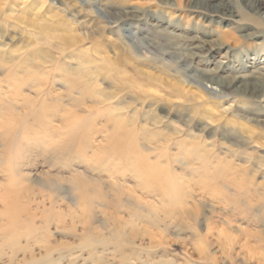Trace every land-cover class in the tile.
<instances>
[{
  "label": "rangeland",
  "instance_id": "obj_1",
  "mask_svg": "<svg viewBox=\"0 0 264 264\" xmlns=\"http://www.w3.org/2000/svg\"><path fill=\"white\" fill-rule=\"evenodd\" d=\"M96 1L0 0V264H264V7ZM124 10L129 19L117 22ZM121 34L149 60L126 51ZM35 49L74 68L90 62L84 80L100 102L82 97L83 84L78 102L59 100L64 74L53 81L28 67ZM43 80L53 88L36 96ZM48 97L64 108L38 123L33 110ZM67 118L84 125L79 136L67 133ZM208 149L207 164L198 162ZM140 158L170 175L172 193L140 183ZM217 158L254 181L251 195L230 185L236 176Z\"/></svg>",
  "mask_w": 264,
  "mask_h": 264
},
{
  "label": "bare ground",
  "instance_id": "obj_2",
  "mask_svg": "<svg viewBox=\"0 0 264 264\" xmlns=\"http://www.w3.org/2000/svg\"><path fill=\"white\" fill-rule=\"evenodd\" d=\"M210 1V0H209ZM82 2L86 5V4H90V6H92L93 7V5H95V4H97V1L96 0H82ZM207 2H208V0H207ZM249 2L251 3V5H252V7L254 8V9H260V8H262V7H264V0H249ZM219 4H220V7L221 8H223V7H227L228 8V4L224 1V0H219ZM109 9H112V6H109ZM104 12H105V10H103ZM107 11H110V10H107ZM118 15H119V18H117V22H119V20L121 21V19H122V21H124V19L127 17V19H129V15H131V13L130 12H128V11H126V10H124V11H122V12H119L118 13ZM124 18V19H123ZM126 19V20H127ZM129 30V29H128ZM53 35L52 36H54V37H56L60 42H62L63 43V45L65 46V47H71L74 43H75V38L73 37V36H71V35H68V34H64V33H62V34H56V35H54L55 34V32L54 33H52ZM51 35V34H50ZM122 35V34H121ZM121 39H122V41H123V43H124V46H125V49H126V51H128V52H133V53H135L133 56H135V58H138L139 60H143V61H145V60H149V58H148V56L147 55H141L139 52V50L137 49H134V47H133V45H132V43H130L128 40H127V38L124 36V35H122L121 37H120ZM79 42V41H78ZM149 46H152L153 47V44H150ZM51 52L50 51H42V50H37V49H35L33 52H31V54H29V56L27 57V62H29V64H27L28 65V67H33V69L36 67L37 68V71H39V69H40V71H42L43 73V75L45 76H48V80H55V78L53 77L54 75H57V73L55 74L54 72H59V73H62V74H64V75H61V76H63V81H64V85H61L62 87H64V89H65V93L63 94L65 97H63V100H62V98L60 97L59 98V100H61L62 102H64V101H66V102H78V100L76 99H74L73 98V96H72V93L77 89V87H78V84H83V85H86L85 87H84V90L81 92V95H82V97L83 98H85V97H91L90 99H91V101H93V102H100L98 99H96V98H94V97H92V96H90L89 95V87H90V84H89V86H88V82H87V80L85 81L84 79H86V78H90L91 77V75H93L92 74V70H93V68H92V65H91V63L90 62H79V64H78V66L76 67V68H74V67H72L71 65H69V64H65V62H62V61H59L58 59H57V57H54L52 54H50ZM190 53V52H189ZM183 54L185 55V56H187L188 54H186V53H184L183 52ZM190 54H192V53H190ZM123 61L124 62H128V59L127 58H124L123 59ZM48 64H51V65H48ZM4 65H6L5 64V62L3 61V60H0V67L2 68ZM47 66H50L49 68H51V69H49V70H45V68L47 67ZM3 69H6V68H3ZM44 69V70H43ZM90 72H91V75H90ZM210 72V71H209ZM209 72H205L204 73V77H203V80H206V81H208V82H212V83H214V84H221V82H223V80H221V79H217V77L215 76V75H213L212 73H209ZM35 75L34 73H30V75ZM53 75V76H52ZM60 76V75H59ZM253 76V75H252ZM41 79H42V77H40ZM61 79H62V77H61ZM91 79H93V81H94V78H91ZM260 79H263V74L260 76ZM202 79L201 80H199V81H197L198 83H199V88H200V91L201 92H205L206 90L205 89H203L202 87H201V82L203 81ZM52 81V82H53ZM52 82L51 81H49V82H46V81H39V83H38V85H39V89H37V91H35V93H36V96H38V95H41V94H45V93H47V92H50L51 91V89L53 88L52 87ZM95 83H97L96 81H95ZM48 84L49 85H51L50 87H49V89H46V88H48ZM252 86H254V84L252 85ZM125 85H123V88H122V90L123 89H125ZM250 87H251V85H250ZM46 90H48L47 92H46ZM121 90V89H120ZM252 90H257V87H253L252 88ZM208 92H213V93H211V94H215L216 93V89H211V90H209ZM114 96H116V95H114ZM48 99L50 100V99H52V100H55L53 103L54 104H52L51 106H49L48 105ZM23 101H25V102H27L28 103V105L30 106V103L28 102L29 100H28V98L27 97H24V100ZM57 101H58V97L56 98V97H48V98H44L41 102L42 103H40V105H39V108H37V110H33V115H34V117H35V119H37L36 121L39 123V122H41L42 123V121H41V119H40V117L41 116H45L46 117V115L47 116H50V118H52V119H55L56 117H57V112H59V110H60V108H64V106L63 105H60V104H57ZM55 102H56V104H55ZM74 104V103H73ZM65 105V104H64ZM36 107V106H35ZM30 115V114H29ZM28 116V115H27ZM71 116H72V114H71ZM68 117H70V116H68ZM74 117V116H73ZM66 120H68L67 122H65V125H67V133L69 134V135H78V134H76V133H78V132H82V130H83V128H84V125H82L81 123L80 124H78L80 121L78 120H76L75 122L76 123H73V121H70L68 118L66 119ZM73 120V119H72ZM120 124H122V123H120ZM11 128H12V126L11 125H9ZM81 126H82V128H81ZM121 129H124V127H123V125L121 126ZM81 130V131H80ZM126 135H128L129 137H130V135H131V131H126V133H125ZM79 136V135H78ZM127 137V136H126ZM128 137V138H129ZM224 137L225 138H227V139H229V140H231V144H232V146H238V142H239V140H238V138H237V136H235V135H224ZM68 138V137H67ZM80 138V137H79ZM127 138V139H128ZM130 138H132V136L130 137ZM195 138V137H194ZM200 138V137H199ZM199 138H198V140H199ZM115 139H117V138H115ZM119 139V138H118ZM117 139V140H118ZM126 139V138H125ZM197 139V138H196ZM196 139H195V141H196ZM120 140H122L121 138H120ZM70 141V140H69ZM111 141V140H110ZM116 141V140H115ZM123 141V140H122ZM117 142V141H116ZM129 142V141H128ZM131 143H133L132 141H130ZM198 142V141H197ZM205 142V141H204ZM124 143V142H123ZM127 143V142H126ZM125 143V144H126ZM131 143H128V145L130 144L131 145ZM118 145L119 144V142H117V143H115L114 145ZM121 145H122V142L120 143ZM188 145H190L191 146V148L192 149H198L199 147L200 148H202V149H204L205 150V148H207V145L206 146H204L205 145V143H204V145L202 144V143H200V142H198V143H195L194 141H192L191 143H189ZM216 145V144H215ZM125 146V145H124ZM132 146H133V144H132ZM132 146H130V148L132 147ZM119 147V146H118ZM122 147V146H121ZM120 147V148H121ZM127 147V146H126ZM211 147V146H210ZM74 148V147H73ZM114 148V147H113ZM125 148V147H124ZM209 148V147H208ZM115 149V148H114ZM213 149V148H212ZM212 149H210V150H212ZM121 150V149H120ZM124 150V149H123ZM131 150V149H130ZM115 152V151H114ZM120 152V151H119ZM130 152V151H129ZM213 152V151H212ZM212 152L211 151H209V149H208V151L207 152H204V154H199L197 157H196V160L198 161V162H200V163H203V161L205 160V158H206V160H205V165L207 164L206 162L208 161V160H210L209 159V157H210V155H212ZM230 152V155L231 156H233V157H236V156H238V152H237V150L236 149H234L233 150V152L230 150L229 151ZM60 153V152H59ZM68 153V152H67ZM221 154V153H220ZM223 154V153H222ZM227 154L229 155V153H228V151H225L224 152V155H226L227 156ZM118 155V154H117ZM111 156V155H110ZM217 156V155H216ZM63 158V157H62ZM142 158H144V157H142ZM141 159V158H140ZM139 159V160H140ZM218 159V158H217ZM216 159V160H217ZM169 162V161H168ZM172 162V161H171ZM170 162V163H171ZM236 164V163H235ZM217 165H221V167L223 166V168H225L227 171H226V174H230V175H235L236 174V172H237V174H241V172H239L238 173V169H236L235 168V166H233V164H228L227 162H224V161H221V160H219L218 159V161H217ZM237 165H240L241 166V164H237ZM238 167V166H237ZM239 168V167H238ZM258 169H260V171H261V167H258ZM258 169H254L255 171H254V173L256 172V170L257 171H259ZM241 169L239 168V171H240ZM244 170H245V168H244ZM263 170V169H262ZM246 171H248L247 169H246ZM134 173H135V175H137L139 178H141V180H140V183L143 185H145V187L146 186H157V187H160L162 190H166L165 191V193H169V192H173L172 190L173 189H175V187H174V184L171 182V180H170V175H166L165 173H164V171L162 170V169H158L157 168V166L155 165V163L154 164H148L147 162H145L144 161V159H141V161L140 162H138V164H137V166H135V168H134V171H133ZM219 172V171H218ZM216 173V172H215ZM245 173H247V172H244L243 174H245ZM213 174V173H212ZM220 173H218V175H219ZM246 175V174H245ZM248 175V174H247ZM252 175H254V174H252ZM236 176V175H235ZM238 176V175H237ZM231 177V179H230V185L232 184V185H235L238 189H239V191H241V190H244L245 191V194L247 195V194H250L251 195V193L249 192V190L248 191H246V189L247 188H245L246 186L248 187V184H250L249 182L247 183V179H244V177L243 178H238V177ZM251 176V175H250ZM250 176L248 175V177L247 176H245L246 178H248V179H250ZM218 177H220V175L218 176ZM252 178V177H251ZM254 179V178H253ZM250 180H252V179H250ZM251 182V181H250ZM85 183V182H84ZM253 184H254V181L252 182ZM250 184L251 186L253 185V184ZM261 183H263V182H260V183H258V184H261ZM249 185V186H250ZM262 185V184H261ZM82 187V186H81ZM87 186H86V184L84 185V188H86ZM253 187V186H252ZM257 187V186H256ZM83 188V189H84ZM255 188V187H254ZM82 189V190H83ZM250 189V188H249ZM258 189V188H257ZM83 191H85V190H83ZM255 191H257V190H255L254 189V191H253V193L255 192ZM264 191V190H263ZM259 192V191H258ZM264 193V192H263ZM172 195V194H171ZM174 198H178L179 197V194L178 193H175V194H173L172 195ZM252 196H253V194H252ZM169 197V196H168ZM178 201H179V199H178Z\"/></svg>",
  "mask_w": 264,
  "mask_h": 264
}]
</instances>
